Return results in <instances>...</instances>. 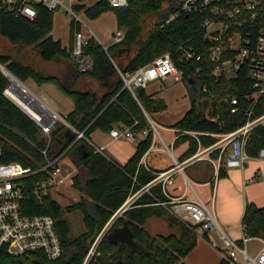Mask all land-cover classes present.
Wrapping results in <instances>:
<instances>
[{
  "label": "trees",
  "instance_id": "trees-1",
  "mask_svg": "<svg viewBox=\"0 0 264 264\" xmlns=\"http://www.w3.org/2000/svg\"><path fill=\"white\" fill-rule=\"evenodd\" d=\"M182 0H129V5L116 8L118 31H123V40L107 48L96 39H89L85 52L93 55L95 68L87 74H80L105 87L65 89L66 94L74 100V109L66 116L68 123L77 131H83L86 137L96 130L110 132L116 126L130 127L137 135L148 131L145 139L140 140L136 152L120 165L94 149L84 140L78 139L77 133L62 122H57L51 131V141L42 135L41 128L16 103L9 99L4 91L10 80L0 70V161L20 162L24 166L36 169L45 163L42 150L47 147L48 156L56 157L74 151L79 156L78 172L74 176L73 186L80 191V200L66 208L48 193L42 198L32 196L38 181L47 178L44 172H38L22 180L28 188L22 205L25 214L51 215L55 221L61 240L63 253L56 260H49L36 252L34 258L17 256L0 250V263L3 264H83L84 259L97 235L108 221L125 204L128 198L141 187L156 178L157 170L149 169L143 162L147 151L152 147L154 133L147 115L153 119L157 112L167 109L162 98H156L146 89H136L134 96L124 88L120 72L133 73L139 67L150 63L161 54L173 53L182 77L193 91L197 86L189 81L195 75L199 63L185 62L178 59L177 48L181 44L202 46L206 43L200 33V18L197 15H181L167 23L172 13L178 10ZM37 17L34 20L22 16L0 12V63L22 82L34 80L37 83L58 82V77L43 70L42 64L57 58L69 57L66 47L60 40L54 39V12L43 5L36 4ZM86 14L95 18L101 13L113 9L106 1H99L93 6H79ZM72 37L74 30L80 27L73 18L71 21ZM34 46L30 51L27 47ZM206 64L213 65L206 61ZM208 92L205 99L210 104L205 107L198 98L194 99L190 109L172 127L178 131H195L198 133L202 148L209 147L219 140V134L236 130L246 121L245 109L250 105L246 97L251 91V81L247 71H241L238 79L228 80L225 76L216 77L205 68L201 72ZM226 94L237 96L242 101L241 111L234 114L224 102ZM264 114V95L254 107V116ZM179 132V133H180ZM55 143L61 144L60 150H54ZM186 145L185 151L178 158L184 160L199 149L198 139L189 134H181L174 147ZM84 146L83 155L78 151ZM264 147V125L257 126L247 144L250 157H257ZM218 151L211 153L218 157ZM225 167L219 171V178L225 176ZM155 172V173H154ZM167 201L161 184L151 186L149 192L140 194L130 207L117 216L112 229L122 226L126 221L133 231L134 239L141 243L143 250H136L131 255L126 247L111 243L105 235L100 244L101 256L96 264H181L184 258L197 244L196 226H188L175 218L158 201ZM79 211L83 216L86 231L78 237H71V226L64 217L65 211ZM150 218H167L171 226L179 228V234L170 232L152 236L145 225ZM241 224L250 237L264 238V207L248 202ZM220 264H226L221 261Z\"/></svg>",
  "mask_w": 264,
  "mask_h": 264
},
{
  "label": "built area",
  "instance_id": "built-area-1",
  "mask_svg": "<svg viewBox=\"0 0 264 264\" xmlns=\"http://www.w3.org/2000/svg\"><path fill=\"white\" fill-rule=\"evenodd\" d=\"M83 0H0V12L22 16L30 20L37 17L36 4L43 5L49 11L64 9L66 14L72 15L80 27L74 30L73 46L69 52V59L80 74H87L94 70L95 59L92 54L85 52V46L89 39L95 35H89L82 30V21L77 14V7ZM106 1L113 9L124 8L129 5V0H102ZM197 15L200 18V33L206 43L202 46L195 44H181L177 48L178 59L185 62H195L199 65L195 69V85L199 87L198 99H205L204 93L208 92L201 72L207 68L216 77L225 76L228 80L238 79L241 71H247L251 81V91L245 95L246 102L250 105L245 109L246 121L236 130L219 134V140L209 147L202 148L198 133L195 131H179L180 134H189L198 139L199 149L192 156L177 160L173 150L165 145L167 152L174 160V166L166 171L156 172V178L148 185L133 193L121 209L114 214L102 231L93 241L83 264H96L101 256L99 244L112 230L113 218L127 210L132 202L142 193L149 192L151 186L161 184L162 191L168 198L167 201H158L175 218L188 226L198 225L202 233L210 235L216 233L222 240L220 249L222 262L226 264H264V238L250 237L242 226V235L239 239L233 238L218 221L213 207L197 193L193 183L186 174V168L194 163L209 162L213 166L214 180L219 178L222 166L225 168L244 167L250 158L247 153V144L252 131L259 125H264V114L255 117L254 107L260 97L264 95V0H182L178 10L170 15L167 23L181 15ZM123 31H118L114 36L115 43L123 40ZM206 61L213 65L206 64ZM182 74L177 66L172 52L167 51L156 57L150 63L139 67L133 73H122L124 88L134 96L136 89H146L152 81L160 80L171 74ZM21 81V80H20ZM22 82V81H21ZM24 83V82H22ZM12 82L5 89L4 94L10 97L9 90ZM224 102L230 106L231 113H238L242 108V101L237 96L226 94ZM32 112L23 109L41 128L42 135L51 141V131L59 121L71 127L78 139H84L95 151L104 153V146L92 144L83 131H77L56 110L55 114L44 112L33 103L27 102ZM54 113V112H53ZM154 138H161L157 125L148 115ZM148 131H143L147 135ZM115 139L123 138L128 142L135 141V135L130 127L113 129L111 131ZM162 140V138H161ZM47 145V147H48ZM47 147L42 150L45 163L34 169L24 166L20 162L5 163L0 161V250L9 254L25 256L33 259L36 252H40L49 260H56L62 256L63 248L59 237L56 221L51 215H28L23 211V199L29 188L22 183L23 179L44 172L47 178L38 181L32 194L37 198L53 191L63 189L68 184L73 185L74 173H67L61 164L62 156H48ZM218 151V157L213 158L211 153ZM258 159H264V147L260 149ZM143 162V159H142ZM145 164V163H144ZM155 173V172H154ZM180 174L184 180L183 192L177 196L171 195L168 185L173 182L175 176ZM213 180V181H214ZM192 193L193 197H188ZM211 201L214 202V194ZM112 222V223H111ZM103 235V236H102ZM101 239V240H100ZM256 239L261 242L260 248L255 254L250 253L248 241Z\"/></svg>",
  "mask_w": 264,
  "mask_h": 264
},
{
  "label": "crops",
  "instance_id": "crops-1",
  "mask_svg": "<svg viewBox=\"0 0 264 264\" xmlns=\"http://www.w3.org/2000/svg\"><path fill=\"white\" fill-rule=\"evenodd\" d=\"M88 1L90 0H83L81 4L78 5V7L83 5L85 7H90L102 0H96V1L93 0L94 3L92 5L87 6L86 3ZM83 10L85 9H81L80 11ZM54 39L60 40L63 47H66L68 51L73 46L74 36L73 37L71 36V43L69 46L63 43V41L60 38L54 37ZM42 68L45 72L57 76L58 82H45L42 84V83H37L34 80H29V81L36 82V85L38 87H40L41 89L45 88L47 92L51 90L54 91L57 90L66 94L65 89H67V87L80 88V87L92 85L93 88H99L100 90L105 87L103 84H97L85 77H81L80 73L76 70L74 64L71 62L69 57L57 58L52 62L43 63ZM168 77L164 79L152 81L149 84V86L146 88V91L149 94H152L156 98L164 99L165 102L167 103V109H169V103L167 98L164 95L158 94L156 88H154L151 91H149L148 88L151 85L153 87L157 85H162V83H164L165 80L168 79ZM35 94H37L36 91ZM38 97L40 96L38 95ZM40 98L43 99L42 97ZM44 101L47 102L54 110H56L61 116L65 118L74 109V100L72 102L73 103L72 107H70V110H68L66 114H63L60 110H58L57 105H54L53 103H50L46 100ZM152 120L159 129V127L161 126L154 119ZM122 128H123L122 126H116L114 129H122ZM164 129L170 132L171 142L166 143L164 138L162 137L163 135L160 133L162 140L159 137L158 138L155 137L152 147L147 151V153L143 158V163H145V165L153 171L157 170L158 172H162L174 166V160L167 152L165 145H167L169 148L173 150L174 156L177 160L185 151L186 145H182L177 148L174 147V143L176 139L178 138L179 135H181L179 131L173 128L172 126L164 127ZM145 137L146 135L143 134V132H141L135 135L134 142H128L123 138L115 139L112 136L111 131L106 132L100 129H96L90 134L88 140L96 146H104L105 148L103 155H105L106 157H108L109 159L113 160L114 162L120 165H124L136 152V146L138 142L140 140L145 139ZM117 144L124 145L125 147L124 152H118L114 149V146ZM55 147L57 150H60L62 146L60 143H55ZM64 170L67 173H69L70 171L73 172L74 176L78 172L77 167H72L70 165L66 166V168L64 167ZM186 174L189 180L191 181V183H193L194 187L196 184L202 188L204 197H206L209 201L211 200L212 195L214 194L215 200L214 202L212 201L211 202H212V207L215 210V215L218 221L223 225L226 231L233 238L239 239L240 236L242 235L241 221L245 211L246 204L248 202H253L259 207H264V159L250 157L246 161L244 167L226 168L225 176L218 178L217 181L213 179L214 178L213 166L206 161H202L200 163H194L188 166L186 168ZM183 186H184L183 177L180 174H178L175 176L173 182L168 185V190L171 195L177 196L183 192ZM56 191H59L61 193L65 192L63 189ZM197 193L200 195L198 191ZM188 197L190 198L193 197L192 193H189ZM161 220L162 218H150L147 221L145 227L150 232V234H152L151 233L153 228L152 226L157 225L158 222ZM196 231H197V244L191 251L190 255L188 254L184 258V261H182V263L183 264H220L222 261L220 255V249L222 248L223 243L219 235H217L216 233L205 235L202 233L200 228H197ZM259 248H257V250Z\"/></svg>",
  "mask_w": 264,
  "mask_h": 264
},
{
  "label": "rangeland",
  "instance_id": "rangeland-1",
  "mask_svg": "<svg viewBox=\"0 0 264 264\" xmlns=\"http://www.w3.org/2000/svg\"><path fill=\"white\" fill-rule=\"evenodd\" d=\"M93 3H94L93 0H90L86 4L88 6V5H92ZM77 14L79 15V19H81L82 21L83 32L91 36L94 33L96 39L104 47H109L115 44L114 36L118 32L115 9H110L108 11H105L95 18L89 17L86 14L85 10L77 11ZM73 18L74 17L72 15L66 14L64 9H59L54 12L52 34L54 37L60 38L63 41V43L67 44V46H69L71 43L72 32L70 25ZM33 48L34 46H29L27 47L26 51H30ZM24 84L30 90L32 91L34 90L33 91L34 93L36 91V93L44 100L53 103L54 105H57L58 110H60L63 114H66V112L70 110V107H72L73 98L68 94H65L57 90L55 91L51 90L47 92L45 88L41 89L40 87H38L36 85V82L27 81L26 83L24 82ZM89 87L93 88L92 85L91 86L89 85L88 88ZM84 88H86V86ZM154 88H156L158 94L164 95L169 103V109L155 113L153 115V119L161 126L159 127V131L163 135L162 137L164 138L165 142L170 143L171 134L170 132L165 130L164 127L173 126L177 121L180 120V118L185 114V112L190 109L193 100L199 97V87L196 88V91H193L192 87L184 81L182 74L180 73L178 75L172 74L168 77L167 80H165L164 83H162V85H157L154 87L151 85L148 89L149 91H151ZM53 149L57 150L55 144L53 145ZM114 149L118 152H124L125 147L124 145L117 144L114 146ZM61 164L65 168L68 165L72 167H77L79 165V156L77 155L76 152L70 151L61 161ZM195 188L200 193V195L205 199L207 204L212 207L211 200L209 201L206 197H204L202 188L196 184H195ZM63 190L65 191L64 193H61L59 191L52 192V196L54 197V199H56L63 208L71 206L80 200L81 193L80 191L75 189L74 186L68 184L67 186H64ZM213 211L215 212L214 208ZM117 216H119V214H117L113 218L112 222L115 221ZM64 217L70 223L71 237H78L86 231L85 223L83 221V216L79 211L76 210L72 212L65 211ZM152 227H153L151 231L152 236H159L160 234H168L170 232H176L179 234V228L177 226H171L167 218H162V220L159 221L157 225H153ZM248 246L250 253L254 254L255 252H257L256 251L257 248L261 246V242L256 239H249Z\"/></svg>",
  "mask_w": 264,
  "mask_h": 264
},
{
  "label": "water",
  "instance_id": "water-1",
  "mask_svg": "<svg viewBox=\"0 0 264 264\" xmlns=\"http://www.w3.org/2000/svg\"><path fill=\"white\" fill-rule=\"evenodd\" d=\"M4 69L9 71L4 65L0 63V70L4 73V75L10 80L8 75L5 73ZM10 72V71H9ZM11 73V72H10ZM12 74V73H11ZM13 75V74H12ZM14 76V75H13ZM16 77V76H15ZM17 78V77H16ZM18 79V78H17ZM189 81L193 84H195V80L193 78H190ZM11 82V80H10ZM188 84V83H187ZM69 88V87H67ZM16 103V102H15ZM202 103V105L207 108V106L210 104V99H201L197 100V105ZM17 104V103H16ZM19 107H21L19 104H17ZM22 108V107H21ZM84 146L78 149L79 152H81L83 155L86 153L83 151ZM34 196V195H32ZM125 211V210H124ZM123 211V212H124ZM107 239L111 243H118L122 247H126L128 254L134 253L136 250H143L144 247L141 243L137 242L133 237V231L130 228L128 222L126 221L122 226L114 227L110 232L107 234ZM3 264V263H0Z\"/></svg>",
  "mask_w": 264,
  "mask_h": 264
},
{
  "label": "bare ground",
  "instance_id": "bare-ground-1",
  "mask_svg": "<svg viewBox=\"0 0 264 264\" xmlns=\"http://www.w3.org/2000/svg\"><path fill=\"white\" fill-rule=\"evenodd\" d=\"M4 71L12 81L11 89L9 90L10 97L17 104L22 106L27 111L32 112L31 106H29L27 102L33 103L36 106H38L40 109H42L44 112H49L51 114L58 116L57 114H55V111L52 107H50L40 97L35 95V93L32 90H30L24 83H22L19 79L13 76L6 69H4Z\"/></svg>",
  "mask_w": 264,
  "mask_h": 264
}]
</instances>
